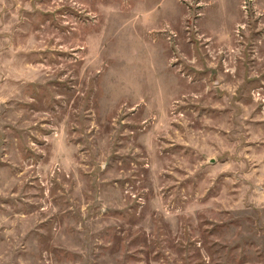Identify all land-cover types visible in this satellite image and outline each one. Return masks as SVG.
I'll use <instances>...</instances> for the list:
<instances>
[{
    "label": "rangeland",
    "instance_id": "obj_1",
    "mask_svg": "<svg viewBox=\"0 0 264 264\" xmlns=\"http://www.w3.org/2000/svg\"><path fill=\"white\" fill-rule=\"evenodd\" d=\"M0 264H264V0H0Z\"/></svg>",
    "mask_w": 264,
    "mask_h": 264
}]
</instances>
